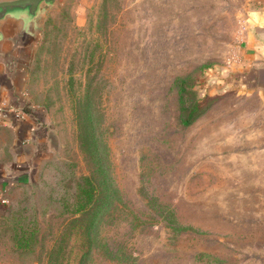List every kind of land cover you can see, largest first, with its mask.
I'll list each match as a JSON object with an SVG mask.
<instances>
[{"label": "rangeland", "instance_id": "obj_1", "mask_svg": "<svg viewBox=\"0 0 264 264\" xmlns=\"http://www.w3.org/2000/svg\"><path fill=\"white\" fill-rule=\"evenodd\" d=\"M262 6L57 0L45 11L28 96L47 138L7 193L0 264H264V105L238 65ZM82 175L99 200L67 211ZM18 218L38 222L29 249Z\"/></svg>", "mask_w": 264, "mask_h": 264}, {"label": "crops", "instance_id": "obj_2", "mask_svg": "<svg viewBox=\"0 0 264 264\" xmlns=\"http://www.w3.org/2000/svg\"><path fill=\"white\" fill-rule=\"evenodd\" d=\"M40 21L24 32L23 23L7 18L1 23L0 38V194L7 197L12 186L24 180L22 175L42 158L38 133L43 117L33 107L28 96L32 42L39 32ZM238 65L242 69L244 90L255 93L264 105V6L253 11L252 21L243 33V45ZM234 88H239L235 85ZM29 105L33 112L17 116V109ZM26 110V109H25ZM44 134V135H43ZM39 141V142H40ZM9 204L0 198V218L8 213Z\"/></svg>", "mask_w": 264, "mask_h": 264}, {"label": "trees", "instance_id": "obj_3", "mask_svg": "<svg viewBox=\"0 0 264 264\" xmlns=\"http://www.w3.org/2000/svg\"><path fill=\"white\" fill-rule=\"evenodd\" d=\"M39 33V32H38ZM25 109L28 113L33 112V109L26 105ZM43 125V122L39 119V127ZM87 181L89 178L86 175H82V177L76 181V185L78 186L76 191V201L73 203L74 206L69 205L67 207V211H73L74 213L81 212L87 209L90 205L94 204L95 199H98L95 193V187L87 185ZM99 200V199H98ZM18 218L16 223V244L19 248L29 249L32 247V243L36 241V236H32V233L27 230V227H39L38 222L35 221H20Z\"/></svg>", "mask_w": 264, "mask_h": 264}, {"label": "water", "instance_id": "obj_4", "mask_svg": "<svg viewBox=\"0 0 264 264\" xmlns=\"http://www.w3.org/2000/svg\"><path fill=\"white\" fill-rule=\"evenodd\" d=\"M56 4L57 0H0V38L3 36L1 23L5 19L12 17L21 20L26 32L40 21L45 11Z\"/></svg>", "mask_w": 264, "mask_h": 264}, {"label": "built area", "instance_id": "obj_5", "mask_svg": "<svg viewBox=\"0 0 264 264\" xmlns=\"http://www.w3.org/2000/svg\"><path fill=\"white\" fill-rule=\"evenodd\" d=\"M2 109H0V114H1V111ZM16 113H17V116H19V117H24L26 114H27V111L24 109V108H18L17 109V111H16ZM0 198H1V201L3 202V203H7V202H9V199L7 198V197H3V196H1V194H0Z\"/></svg>", "mask_w": 264, "mask_h": 264}]
</instances>
